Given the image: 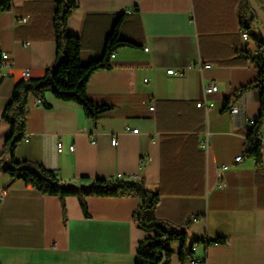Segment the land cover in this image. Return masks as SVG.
I'll list each match as a JSON object with an SVG mask.
<instances>
[{"label":"crops","instance_id":"crops-1","mask_svg":"<svg viewBox=\"0 0 264 264\" xmlns=\"http://www.w3.org/2000/svg\"><path fill=\"white\" fill-rule=\"evenodd\" d=\"M240 1L75 0L65 27L79 38L82 64L103 57L115 27L132 44L118 47L110 68L88 79L87 99L106 107L95 119L49 92L44 102L30 96L14 158L40 163L69 183L141 180L158 194L156 217L184 228L187 242L225 239L195 244L192 257L203 256L202 264H264V124L260 160L243 153L259 90L229 105L237 107L235 117L224 109V100L258 74L248 57L256 40L239 34ZM56 8L52 0H10L0 11V51L11 62L0 68V159L10 133L1 114L14 85L53 65ZM25 16L26 23L16 22ZM252 23L249 33L264 38V28ZM211 82L217 89L204 94ZM203 100L212 106L196 105ZM204 133L208 152L199 146ZM84 202L9 181L0 166V264H133L139 240L153 235L133 217L141 198L90 195ZM179 246L170 245L169 264H180Z\"/></svg>","mask_w":264,"mask_h":264},{"label":"trees","instance_id":"trees-1","mask_svg":"<svg viewBox=\"0 0 264 264\" xmlns=\"http://www.w3.org/2000/svg\"><path fill=\"white\" fill-rule=\"evenodd\" d=\"M52 1L57 6L52 19L56 42L53 65L46 68L42 77L18 81L14 85L11 99L7 102L1 114V118L10 125V133L3 143L1 154L3 157L0 159L1 169L9 176V181L21 179L25 184L31 185L43 194L60 197L75 195L83 208L85 206L84 198L90 195L136 196L141 198V203L134 211L133 217L137 226L153 231V235L139 240L137 259L133 264H169L173 253L170 245L178 241L180 246L177 256L180 264H189L193 255L192 247L194 244L198 242L206 244L225 242V239L221 237L211 241L205 238L192 237L187 242V233L184 228L179 229L156 217L155 207L159 200L158 194L147 189L141 180L129 183L94 179L88 184L69 183L62 180L56 172L46 169L40 163L14 158L13 151L24 137L27 103L30 96L44 102V95L49 92L57 99L81 105L85 116L95 119L106 107L95 106L87 99L86 85L88 79L96 70L110 68L111 54L118 47L132 44L120 38L115 27L107 39L103 57L82 64L80 61L81 46L79 38L65 27L66 16L75 7L76 2L75 0ZM255 1L264 10V0ZM9 7L10 0H0V11ZM238 15L240 24L245 29H248V23L253 21H257L261 25L257 16L250 10L248 0L240 1ZM249 36L255 39L257 44L256 53H248V57L257 69V77L241 85L231 96L226 98L224 109H227L241 93L253 88L259 90V114L246 130V142L249 145L247 155L259 161L261 158V143L258 135L262 124H264V38L259 39L251 33H249Z\"/></svg>","mask_w":264,"mask_h":264},{"label":"built area","instance_id":"built-area-1","mask_svg":"<svg viewBox=\"0 0 264 264\" xmlns=\"http://www.w3.org/2000/svg\"><path fill=\"white\" fill-rule=\"evenodd\" d=\"M27 21H28V17L27 16L16 19V22H19V23H26ZM239 34L245 40H247L249 38V31L247 29L243 28L242 26L239 27ZM0 55H1L0 68L1 67H8L11 64L10 57H9L8 53L1 51ZM111 56H113V53L111 54ZM210 66L211 65L209 63L203 64L204 68H209ZM166 72L167 73H174V70L173 69H168V70H166ZM23 75L25 77L28 76V71L26 69L24 70ZM144 80H146V79H144ZM216 89H217V85L215 83L211 82L205 87L204 94L211 93V92L215 91ZM146 102L148 104V108L150 110H152L154 108L153 102L152 101H146ZM196 105L197 106H204V108H209V107L212 106V103L211 102H205V100H203V101L197 102ZM228 112L231 115V117H235L237 115V113H238V109H237L236 106H230L228 108ZM254 120H255V117H252V118H250L248 120L249 126L253 123ZM137 130H138L137 128H134V129L131 130V132L132 133H137ZM258 136L260 138L261 137V133H259ZM111 144L112 145H116V139L114 137L111 140ZM199 146L205 152L209 151V149H210V138H209L208 133H204L203 134L202 138L199 140ZM70 149H72V146L70 147ZM248 149H249V145L247 144V142H245V147H244L243 153L247 154V150ZM56 150L59 151V152L62 150L61 141L57 142ZM243 153L237 155L235 157V161L241 160V158L243 157ZM224 185H225V183H222V186H224ZM194 247H195V244L193 245L192 249H194ZM203 261H204V257L203 256L192 257L190 262H189V264H202Z\"/></svg>","mask_w":264,"mask_h":264},{"label":"water","instance_id":"water-1","mask_svg":"<svg viewBox=\"0 0 264 264\" xmlns=\"http://www.w3.org/2000/svg\"><path fill=\"white\" fill-rule=\"evenodd\" d=\"M250 10L257 16L261 25L264 26V10L261 5L257 4L255 0H248Z\"/></svg>","mask_w":264,"mask_h":264},{"label":"rangeland","instance_id":"rangeland-1","mask_svg":"<svg viewBox=\"0 0 264 264\" xmlns=\"http://www.w3.org/2000/svg\"><path fill=\"white\" fill-rule=\"evenodd\" d=\"M248 23V22H247ZM258 23V22H257ZM248 26L251 28V30H255V25H254V23H248ZM261 28H264V27H262L261 26ZM255 36L257 37V38H259V39H262L260 36H259V33L256 31L255 32Z\"/></svg>","mask_w":264,"mask_h":264}]
</instances>
